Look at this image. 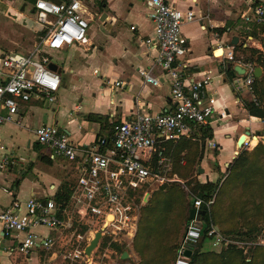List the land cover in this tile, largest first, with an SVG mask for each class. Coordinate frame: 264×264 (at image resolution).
I'll use <instances>...</instances> for the list:
<instances>
[{
    "label": "crops",
    "instance_id": "0c3cea01",
    "mask_svg": "<svg viewBox=\"0 0 264 264\" xmlns=\"http://www.w3.org/2000/svg\"><path fill=\"white\" fill-rule=\"evenodd\" d=\"M166 1L182 11L191 10L195 16L194 21L182 26V34L190 49L183 61L185 64L182 74L189 83L201 78L205 73L211 76V82L204 91L201 103L206 105L210 98L215 101L213 113L204 125L211 130L212 139L205 142L204 156L197 165V170L203 168L201 183L211 180L212 175V181L215 182L218 174H223L236 154L243 150L237 149L241 136L249 138V150L260 140L264 141V120L248 114L244 101L250 100V97L240 84L242 79H233L231 70L227 69L229 63L241 61L230 62L226 59L229 51H233L235 59H244L245 55L242 51L235 50L236 46L263 52L264 32L255 28L248 31L241 15L250 7L264 3V0ZM2 2L5 3L4 0ZM30 2L32 4L33 0ZM15 3L18 4L19 0H10L0 7V58L11 53L28 55L41 42L40 39L39 43L26 53L18 50L23 41L21 33L26 29H34L37 25L31 15L34 13L33 5L30 9L24 4L16 6ZM84 5L89 28L96 24L97 30L92 33L87 31L85 44L71 45L61 50L48 49L45 52L48 64L52 63L61 70L58 73L60 86L55 93L54 102L49 103L43 94H33L28 102H18V113L12 121L0 126L25 129L20 132L25 133L27 139L21 148L19 140L13 141L11 135L7 136L0 129V141L6 148L5 155L11 158L8 167L0 172L2 208L10 206L13 202L25 203L29 199L42 203L53 200L64 184L73 191L76 188L83 162L80 159L70 162L53 156L49 149L36 141V128L43 125L57 127L68 136L74 147L86 155L97 151L98 141L110 137L113 126L128 120L134 113L140 111L164 114L173 111L170 80L154 66L157 46L146 43L153 38L151 24L145 15L146 7L134 0H86ZM102 14H105L103 20ZM17 21L23 22L22 25L16 23ZM127 22H130L129 30L126 27ZM132 27L134 30H131ZM33 31L37 34L40 32L35 29ZM234 37L237 38L235 45L231 43ZM71 47H84V50L89 52L88 56L75 55L68 58L72 80L81 83L80 76L89 72L96 79L85 84L81 94L78 93L79 86L75 85L69 93L63 89L59 94L63 71L61 64L52 60V53L59 54ZM97 57L98 61L94 62ZM89 64L94 65L90 71L87 70ZM139 69L149 70L150 75L159 81V86L144 84L138 75ZM2 78L0 76V82ZM116 82H121L123 86L115 87ZM45 102L55 105L50 110H45L42 108ZM193 134L194 131L191 135ZM201 135L197 133V136ZM254 140L257 143L251 146ZM209 142L214 143L216 147L209 146ZM141 158L145 161L148 156L142 154ZM68 214L69 210L66 211V220ZM60 228L56 232L39 229L38 233L43 236L50 235L56 240ZM87 234H93L91 229ZM20 237L18 233L6 234L0 228V264L36 262L35 253L43 248L37 247L29 257H23L16 249Z\"/></svg>",
    "mask_w": 264,
    "mask_h": 264
},
{
    "label": "built area",
    "instance_id": "2783aa9c",
    "mask_svg": "<svg viewBox=\"0 0 264 264\" xmlns=\"http://www.w3.org/2000/svg\"><path fill=\"white\" fill-rule=\"evenodd\" d=\"M85 1L62 0L61 3H53L35 0L34 22L45 35L28 55L11 53L0 58V76L3 77L0 82V126L12 121L18 113V102H28L33 94H43L49 103L54 102L60 76L48 68L47 59L40 57V54L48 49L61 50L87 42L89 22ZM134 1L146 7V19L153 31V38L146 43L157 46L154 66L170 80L173 111L164 114L134 113L128 120L114 125L110 137L98 141L97 151L86 155L53 125H43L34 130L36 141L49 149L53 156L70 162L78 159L83 162L66 210L75 213L78 221L89 226L91 223L90 228L98 226L102 234L104 230L112 228L111 233L114 235L125 234L130 239L135 236L140 209L132 197L140 192L144 196L153 186L161 187L178 181L176 176L170 177L171 157L157 146V140L175 142L189 137L195 126L206 125L215 102L210 98L206 105L201 103L204 91L211 82L209 74L205 73L190 83L182 74L183 61L190 51L182 34V26L195 20L194 13L191 10L182 11L166 0ZM241 19L248 31L264 28V3L250 7L241 15ZM226 59L233 62V51L226 54ZM244 66L248 71L240 84L250 100L257 104L252 87L255 81L254 68L249 64ZM138 75L144 84L159 86V81L150 75L149 70L139 69ZM114 85L118 88L123 86L121 82ZM209 146L216 147L212 142H209ZM249 147L250 140L245 137L242 149ZM5 149L0 141V172L8 167L11 160L10 156L5 155ZM142 154H146L148 159L144 161ZM153 155L156 156L155 167L151 166ZM212 202L204 205L205 210ZM202 208L201 201L195 200L193 210L196 215ZM202 221L191 220L183 230L173 264H189L185 252L192 253L200 243ZM62 226L53 200L42 203L29 199L25 203L13 202L8 207H0V228L6 234L21 235L16 249L23 257H29L37 247L49 250L55 244V239L50 235L39 234V229L56 232ZM208 237L212 238L214 247L223 242L216 228H212ZM224 244L227 245V242ZM83 257L87 258L84 251L75 250L70 260L78 262Z\"/></svg>",
    "mask_w": 264,
    "mask_h": 264
},
{
    "label": "trees",
    "instance_id": "16d2710c",
    "mask_svg": "<svg viewBox=\"0 0 264 264\" xmlns=\"http://www.w3.org/2000/svg\"><path fill=\"white\" fill-rule=\"evenodd\" d=\"M53 3H61L62 0H46ZM35 0H33L32 5ZM264 32L263 27H258ZM224 31V30H222ZM45 35L44 31L39 32L40 39ZM254 36V34H252ZM264 40V38H263ZM235 50H240L245 55L244 59H235L233 61H241L243 64H249L254 69L261 68L263 71L261 79L253 82L254 97L257 101L255 104L252 100L244 101L245 109L252 117H256L264 120V50L263 52L253 49L235 47ZM47 56L45 53H41L40 57ZM231 73V72H230ZM194 134L188 138L183 137L179 140L172 142H160L157 140V146L163 148L171 157V173L170 177L176 176L178 181L171 182V184H165L161 186L157 191L153 192L148 204L140 207L136 233L133 241L134 251L138 254L141 260V264H153L152 258H149V252L154 242L162 237L164 224L172 217V214L176 213L177 220L173 230L171 242H174V253L170 257L172 264L176 259L177 250L179 247V233L181 231V224L184 223L185 228L189 224V212L193 210V203L195 200H200L201 204L206 205L210 201H213L209 207L205 210L203 217V231L202 242H200L196 248L192 251L189 264H264V247L259 244L258 234L264 228V143H259L251 150L243 149L239 154L230 162L229 167L223 174H220V178L216 182H204L193 181L191 172L194 167L199 165L204 156V146L207 140L212 139V132L205 126H195ZM197 133L202 134L197 136ZM111 135V134H110ZM156 156L151 158V166L155 167ZM181 181H186L187 186L190 188V192L184 194L181 188ZM169 185V186H168ZM234 193H241L245 195L249 200L246 204H242L244 207L242 214L247 215L246 212L254 211L258 213L257 221L248 222L243 221L241 229L229 227L227 230L223 228L225 223L224 218L228 214V211L224 206L230 203V199ZM72 188L64 184L58 190L53 198V202L56 207V215L63 223L66 221V209L69 203ZM136 196H143L140 192ZM135 204H140L139 198L134 200ZM181 211L179 213V210ZM231 208L229 212H232ZM245 220V219H244ZM181 222V224H180ZM78 224L82 227V231L87 232L90 230V226L84 222L78 221ZM212 228L217 229V234L222 238L221 245L225 247L221 248V251H202L204 241L207 239L211 241V237H208V233ZM103 236L101 245L111 251H119L121 254L125 253L122 246H119L116 242H111L110 238ZM164 238L159 240V243ZM232 241L242 243V247H236L232 244ZM46 252V249H41V252ZM84 251V248L82 249ZM247 256L249 260L247 261ZM237 259V261H236ZM164 264H168L163 262Z\"/></svg>",
    "mask_w": 264,
    "mask_h": 264
},
{
    "label": "rangeland",
    "instance_id": "374dc122",
    "mask_svg": "<svg viewBox=\"0 0 264 264\" xmlns=\"http://www.w3.org/2000/svg\"><path fill=\"white\" fill-rule=\"evenodd\" d=\"M3 0H0V7L2 8V4H7V2H9L8 0H4L5 3L2 2ZM19 4H24L25 6L29 7L30 9L32 8V4L30 2V0H19V3L15 5L19 6ZM12 6H14V4H12ZM95 12H97L95 10ZM34 18H35V13L31 14ZM9 19V18H8ZM10 19H12V21L14 22V18L11 17ZM19 25H22L23 22H16ZM130 22H127L126 27L129 30V25ZM29 26V25H28ZM34 29L37 31H40V28L37 26H34ZM34 29H24L25 31L21 33V36L23 38L22 44L19 45V49L22 52H28L32 49V47L35 44L39 43L40 40V36L39 34L35 33V31H33ZM97 27L96 24H92L90 26V28L88 29V31H90V33H92V31H96ZM95 42V41H94ZM84 47H71L69 50L61 52L59 54L57 53H52V60L56 63V64H61L60 67L62 69V73H61V78H62V85H61V89L59 90V94L61 92H63V89H66L65 92L69 93L72 88L73 85L75 86H79L80 88V92L78 93H83L82 90L84 89V85L87 83H90V81H93L96 79V77H92L91 76V72L87 73L86 75H82L80 76L81 78V83H76L72 80L71 78V73L69 72L70 69V65L68 64V58L69 57H73L75 55H80L81 57L83 56H88V51L84 50ZM90 50V49H89ZM98 61V57L96 59H94V62ZM93 64H89V68L87 70H92L93 69ZM55 104H49L47 102H45V104L42 106L43 109L45 110H50L52 107H54ZM25 123V120H23V125ZM1 129V132H5V134L7 136L11 135L13 138V141H20V147H23V144L25 145L26 142V135L23 132H20L21 130H25L22 128H12V127H8V126H4ZM31 140H32V136H31ZM17 143V142H16ZM24 157V154L23 156ZM203 169V168H202ZM215 170V169H214ZM208 173V171H207ZM192 175V180L193 181H199L202 182L203 181V174H198V170H197V166L194 167L193 171L191 172ZM220 178V174H218V178L217 180ZM209 181L213 182L214 181V176H210ZM213 180V181H212ZM216 180V181H217ZM215 181V182H216ZM181 188L184 192V194H187L190 192V188L187 186L186 181H181ZM167 184H171V183H167ZM169 186V185H168ZM160 187L157 186H153L151 188H149L147 190V193L149 194V196H136L134 195L132 197L133 200H136L139 198L140 200V207L145 206L146 204H148V201L151 198V195L153 192L157 191ZM247 194L245 193V195L237 192L234 193L231 197V201L229 204H227L226 206H224V210L226 209L228 211V214L226 215V217L224 218L225 223L223 224V228L224 229H228L229 227L231 228H238L241 229L242 224L245 221L248 222H255L257 221V217L258 213H255L254 211H248L246 212L247 215L245 216L244 214H242L244 207L242 206V204H246L248 202L249 204V200L248 198H246ZM250 205V204H249ZM233 209L232 212H229L230 209ZM179 213L181 211V208L178 209ZM139 217H140V213H139ZM245 219V220H244ZM139 220V219H138ZM179 220H177V216L176 213L172 214V217H170L169 220L166 221V223L164 224V228H163V234L161 238H164L160 243L158 239L156 242H154L151 246V250L149 252L148 257L152 258L153 264H164L163 262H166L168 264H172V260H170L171 256L174 253L173 250V246H174V242H171L172 239V235H173V230H174V226L177 223H179ZM244 221V222H243ZM110 222V219L107 220V223ZM181 224V222H180ZM91 226V223H90ZM92 227V226H91ZM94 228H96L95 232L99 231L100 228L98 229V226H93ZM181 231L179 233V238L178 240H180V237L183 233V230L185 229V225L184 223L181 224ZM94 228H90L91 231L93 232L92 235L87 234V232L82 231V227L78 224V220L76 215L73 212H69L68 214V220H66V224H64V226L62 228H60V234L58 233V237L55 240V244L53 245V247L48 250V251H44V252H37L36 254V262H30L28 264H141V260L140 257L138 256V254L134 251V247H133V241H134V237L132 239H130V236H127L125 234H117L114 235L113 233H111L112 228L108 229L107 231L104 230L103 234L106 232L107 235L111 242H115L114 240H116V243L119 246H122L121 248L123 249L124 252H126L128 254V257L126 259H122V254L117 251H111L110 249L108 250L106 247H103L101 245V241L102 239L99 241L97 247L91 252V256L90 257H83L84 259L79 260L78 262H72L70 260V258L72 257V254L75 250L78 251H82V249L86 248L89 244V242L93 239V236L95 234L94 232ZM258 242L261 246L264 247V228L261 230V232L258 234ZM227 243H231V242H227ZM232 244L235 245L236 247H242L243 244L242 243H238L237 241H232ZM226 246V245H225ZM224 245H219L217 247L212 246V242L209 240H205L204 244H203V249L202 251H221L222 247H225ZM248 258V256H247ZM249 260V258L247 259V261ZM237 261V259H236ZM26 264V263H25Z\"/></svg>",
    "mask_w": 264,
    "mask_h": 264
},
{
    "label": "water",
    "instance_id": "95a60500",
    "mask_svg": "<svg viewBox=\"0 0 264 264\" xmlns=\"http://www.w3.org/2000/svg\"><path fill=\"white\" fill-rule=\"evenodd\" d=\"M104 17H105V14H102L101 20H103ZM236 42H237V38L234 37L231 43L233 45H235ZM48 68L50 70H52V71L57 72V73H60V71H61L60 68H58L56 65H54L52 63L48 64ZM227 69L231 70V77L233 79H235V78L236 79H244L246 77L247 71H248V69L244 65H242L241 63H234V64L229 63L227 65ZM253 75H254L255 79H257V80L261 79V77H262L261 68H259V67L255 68L254 72H253ZM244 140H245V135H243V136H241L239 138V140L237 142V149L238 150H241ZM238 154H236V156ZM228 166H229V164L227 165V167ZM198 173L202 174L203 170L201 168H198ZM145 196H149V194L146 193ZM204 215H205V208L203 207L202 209L197 211V215H196V211L195 210H191L189 212L188 217H189L190 221L191 220H197V221L201 220L202 221ZM102 237H103L102 231L95 232V234L93 236V239L89 242L88 246L84 249V255L86 257H90L91 256V252L97 247V245H98L99 241L102 239ZM202 240H203V238L200 239V242H202ZM185 256H186V258L189 259L190 256H191V252L190 251L185 252ZM127 257H128V254L125 252V253L122 254L121 258L122 259H126Z\"/></svg>",
    "mask_w": 264,
    "mask_h": 264
},
{
    "label": "bare ground",
    "instance_id": "6f19581e",
    "mask_svg": "<svg viewBox=\"0 0 264 264\" xmlns=\"http://www.w3.org/2000/svg\"><path fill=\"white\" fill-rule=\"evenodd\" d=\"M256 143H257V141L254 140V141L251 143V146H254Z\"/></svg>",
    "mask_w": 264,
    "mask_h": 264
}]
</instances>
